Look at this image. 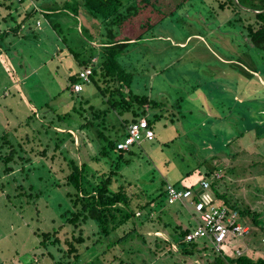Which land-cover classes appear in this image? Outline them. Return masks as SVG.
<instances>
[{
  "label": "rangeland",
  "instance_id": "1",
  "mask_svg": "<svg viewBox=\"0 0 264 264\" xmlns=\"http://www.w3.org/2000/svg\"><path fill=\"white\" fill-rule=\"evenodd\" d=\"M221 1L224 0L187 1L172 15L152 24L139 42H131L117 55L123 69L133 75L131 89L134 93L149 94L151 100L169 105L165 110L161 108L164 114L159 117L147 115L153 118L151 129L155 136L131 146L135 155L129 165L122 164L121 170L126 178L136 179L145 193L152 194L164 180L179 182L181 186L198 184L201 180L210 183V177L204 178V168L218 165L217 191L229 195L233 203L248 205L261 213L264 220V134L260 136L257 130H246L242 137H236L247 129L248 109L250 115H256L255 121L264 123V60L252 49L247 50L237 32L241 27L240 20L231 8L220 9ZM0 2L3 3L0 6V32L20 24L17 36L10 34L0 43L4 46L0 47V136L7 132L17 143L20 137L23 139L27 135L28 143L20 139L23 148L29 151L34 148L29 154L21 152V155L34 157L26 163L30 169L28 175L16 167L12 173L2 174L0 178V264H50L51 259L52 262L60 259L62 252L57 246H39L38 233L53 231L61 225L59 214L71 209L66 197L69 188L54 186L58 178V182H64L62 173L58 172L67 162L63 157L68 153L78 160L88 159L91 153L97 152L100 142L104 143L99 131L107 136L117 125L112 116L102 120L95 115L94 111L104 108L105 104L93 84L84 83L76 92L79 99L72 98L64 90L68 73L78 69L77 62L81 68L89 67L80 61L98 53L90 40L85 39L86 29H95L92 33L97 36L106 29L98 19L88 18L84 8L79 10V18L83 20L80 22L71 11L52 14L54 22L59 24L57 31L44 18L45 12L28 15L32 8L53 6L56 9L55 2L61 0H15L11 7H6L10 0ZM229 21H233L235 28ZM98 40L101 41L100 37ZM6 41L12 42L16 49L7 50V55L2 52L8 48L4 45ZM168 43H176V46H163ZM73 52H80L79 59ZM153 68L159 70L147 81ZM81 97L88 98L89 103L81 104ZM53 108L60 114H72L56 121V133L45 132L41 123L48 125L49 119L54 117ZM74 108L81 113L75 112ZM24 122L28 124L18 127ZM79 127H83L81 133L87 136L84 138L88 140L86 144L81 140ZM67 132L72 134L74 142ZM54 141H60L61 148L65 149H56ZM45 149L49 157L55 155L54 164L43 158L41 151ZM111 162L106 156L100 164L108 167ZM2 169L0 162V173ZM85 172L91 182L96 181L97 173L91 166ZM7 177L15 178L16 183L6 184ZM17 183H22L25 191L33 185V195L27 193L26 199L15 197L12 186ZM205 191L210 199L215 198L210 186ZM188 222L194 225L184 208L180 210L173 206L169 213L160 215L150 224L136 225L146 235L145 240L140 235H133L108 249L105 243L84 249L99 237L95 234V222L89 221L82 226L88 240L81 245L83 253L79 263L202 264L201 258L176 252L173 245L174 254L153 250L156 235L168 238L167 232L171 231L172 225L184 227ZM166 223L169 226L162 227ZM154 227L165 229L154 232ZM71 231L77 235L78 229L64 225L59 232L60 239L70 238ZM124 231L119 232L123 234ZM239 243L245 241L233 240L232 247L223 246L224 252L232 254V249ZM158 244L163 245L162 242ZM60 247L67 248L66 245ZM244 249L253 258L264 257V249ZM48 252L55 257L51 258Z\"/></svg>",
  "mask_w": 264,
  "mask_h": 264
},
{
  "label": "trees",
  "instance_id": "2",
  "mask_svg": "<svg viewBox=\"0 0 264 264\" xmlns=\"http://www.w3.org/2000/svg\"><path fill=\"white\" fill-rule=\"evenodd\" d=\"M10 1L11 2H9L6 7H11L10 4L15 0ZM187 1L189 0H61L60 3L55 2V4L58 5L56 9L53 6H47V8L44 7L43 9L40 7L38 10L32 8L28 13V15L32 16L39 11L41 13L45 12L44 18H49L47 22L57 31L59 24L54 22L52 14L59 15L62 11H71L72 15L80 22V20H83L79 18V10L84 8L87 10L88 18L98 19L100 23L105 26L106 32L98 35L101 40L99 42H102L101 49L103 55L101 60L97 63H91V59L88 58L80 62L92 69L91 83L95 86L101 98V102L105 104L104 108L94 111V113H96L95 115L102 120H106L111 116L116 119L120 118L114 130L107 136L103 131H99L104 143L101 144L100 142L101 146L98 150H95L97 152L91 153L88 159L78 160L69 156L68 153L63 157V160L67 162L62 168L60 167L61 170L59 169L58 172L62 173V180L64 182H58V178L54 186L60 187L66 185L69 188L66 191V197L69 199L71 209L59 214V217L62 219V221H60L61 225L53 229V231L38 233L40 237L39 246L41 245L44 248H47L49 245L57 246L58 251L62 252L61 258L54 259L55 261L53 262L51 259L50 264H80L79 259L83 253L81 245L88 240L87 237H84V229L82 226L89 221L95 222L94 224L97 228L95 234L99 237L93 240L92 244L84 249H90L95 247L96 244L102 245L104 243L106 244V249H108L115 245L114 243L128 239L133 235H140L145 240L146 235L142 231H139L136 225L138 224L141 227L145 223L150 224L154 219L159 218L160 215L169 213L170 209H173V206H176V208L180 210L184 208L194 221V225L188 222L183 227L175 223L172 225L171 231L167 232V239L156 235L154 237L156 248L153 249L155 253L161 250L169 254H174L173 245L177 250L176 252H180L186 256L201 258L202 264H264V257L253 258V256L244 249V247H251V249L256 248L255 250L258 251L264 249V220L260 217L261 213L250 209L248 205L240 206L238 203H233L229 195H226V193L220 194L217 191L215 184L219 180L216 176V170L220 169L218 165L205 166L204 168L206 169L204 178H211L210 189L215 195V198H211L209 203L220 207L225 206L228 210H236L238 213L237 220L243 225L248 226V231L243 234V238L231 237L225 244L223 243L222 248L219 250L215 249L211 242L204 237L186 241L185 236L196 227L195 220L192 217L194 214L193 207L183 205L181 201L170 203L168 200L166 185L172 184L179 189H190L194 202L200 201L205 197L206 191L204 194L200 191L201 189L196 188L197 185L199 186V183L190 186H181L179 182L171 183L162 180L163 182L156 193L147 194L142 190V187L138 185L139 183L136 179L126 178L121 170L123 167L122 164L129 165L131 163L132 156L135 155V152L130 148L127 150H120L117 148V143L119 141L117 133L124 132L123 136H125L129 124L138 121L140 118H146L149 127L153 128L152 119L160 115L157 114L153 116V118L148 117L145 106L147 105L148 108H153L154 106L161 105V103L151 100L147 95L136 94L132 91L131 81L133 75L123 69L117 60V55L121 53L129 43L141 40L144 32L149 29L152 24L157 23L167 15H172ZM2 4L3 3L0 2V6ZM226 7L231 8L237 15V20L241 22V27L237 29V32L240 34L247 50L252 49L256 56H260L261 59L264 60V0L221 1L219 8L225 9ZM229 23L235 28L233 21H229ZM19 28L20 24L15 28H11L9 31L0 32V43L4 42L7 39L6 37L10 34L17 36ZM86 32V40L89 41L94 35L88 29H86ZM105 37L106 40H104ZM4 45L8 46L7 49L2 51L6 53V55L7 50H16L13 49L12 42H7V44ZM0 47L4 46L0 44ZM72 54L79 59L80 52H73ZM90 57H92V55ZM77 65L78 69L76 71L68 73L67 85L64 89L68 91L70 96L74 99L79 97V93L73 90L74 85L80 82L79 71L81 66L78 62ZM80 101V103L84 105L89 103L87 99L81 100L80 98ZM91 105L89 108H92ZM173 107L175 106L172 105V108ZM52 110L54 112V117L49 119L47 126L43 123H41V125L46 128L45 132L52 130L53 133H56L54 129V124H58L56 121L58 119L64 120L70 117L72 112L60 114L57 113L54 108L51 109V111ZM73 110L77 113H81L78 108H74ZM248 110L246 116L247 129H243L236 137H242L246 130H257V134L260 136L264 134V123L255 121L256 115H250ZM257 116L260 117L259 115ZM28 120H31V118H28ZM24 124L28 123L24 122L22 125L20 123L18 127H22ZM106 125H104V127H107ZM82 129L83 127L77 128L79 134L82 135L81 140H84L83 144H86L88 140L84 138L87 136L81 133ZM66 134L71 138V142H74L72 134L70 132ZM28 138L27 135L23 139L20 137L18 142L14 143L12 140L16 138H10L7 132H4L0 136V162L3 165L0 178L3 177L2 174L12 173L16 167H19L21 171H26L28 175L30 169L26 166V163L29 164L34 157L21 155V152H27L26 154H29L32 150L34 151V148L30 151L29 149L26 150L23 148L20 141V139H22L25 143H28L30 141ZM91 140L94 139L91 138ZM211 141L212 140H209L211 144L218 145ZM54 142L56 149H62L60 141ZM227 144L228 142L226 145ZM17 147H19L20 152ZM46 150L47 149L41 151V154L44 156L43 158L50 159L51 164H54L53 159L55 155L49 157ZM106 156L110 157L112 162L108 167H103L101 161ZM88 166H91L97 173L95 182H91L87 177L88 174L85 171ZM51 169L50 167L49 170L51 171ZM16 181L15 178H12V180L8 178L6 184L10 183L12 185V183H16ZM13 188L16 191L14 192L15 197L26 199L27 193L28 195H33L32 191L35 187L29 185L28 191H25V186L22 183H17V185L12 186V189ZM41 194L42 193L39 195ZM8 197H10V195H8ZM182 214L184 213L182 212ZM64 225L72 226L73 230L78 229L77 235L71 231V237L68 238L65 236L62 241L59 237V232ZM167 226H169V223H166L162 227ZM163 229L165 228H152L154 232L162 231ZM120 230L125 231L121 234V232H119ZM238 239H240L241 242L245 241V245L239 243L232 249V254L225 253L223 246H231V242ZM160 242L163 243L162 246L158 244ZM60 245L63 247L66 245L67 248L62 249ZM239 249L241 252H239ZM47 254H49L51 258L55 257L52 253L50 254L48 252Z\"/></svg>",
  "mask_w": 264,
  "mask_h": 264
},
{
  "label": "built area",
  "instance_id": "3",
  "mask_svg": "<svg viewBox=\"0 0 264 264\" xmlns=\"http://www.w3.org/2000/svg\"><path fill=\"white\" fill-rule=\"evenodd\" d=\"M92 69L90 67L81 68L79 71L80 82L74 85L75 92L80 91L84 83H89ZM153 130L149 127L146 118H140L136 122L129 124L126 135L117 143V148L127 150L133 145H140L143 140H152ZM210 186L207 180H201L199 187L205 194V190ZM168 200L170 203L181 201L183 205L193 207V218L196 227L185 236L186 241L204 237L208 239L215 249L222 248L223 243L231 237H243L248 231V226L243 225L237 220L236 210H228L225 206L220 207L210 204V197L205 195L200 201L194 202L190 189H179L172 184L166 185Z\"/></svg>",
  "mask_w": 264,
  "mask_h": 264
},
{
  "label": "crops",
  "instance_id": "4",
  "mask_svg": "<svg viewBox=\"0 0 264 264\" xmlns=\"http://www.w3.org/2000/svg\"><path fill=\"white\" fill-rule=\"evenodd\" d=\"M53 18H54V16H53ZM46 19H49V18H46ZM91 33L95 30V29H90V28H87ZM93 34V33H92ZM98 38H99V36H97V35H94V37L93 38H91V40H90V42H91V46L93 47V48H95L96 50H97V54H91L92 55V58L91 57H88V58H90V59H92L91 61H94V63H97V62H99L100 60H101V58H102V47H101V45H102V43L101 42H99V40H98ZM85 39H87V38H85ZM97 40V42L95 43V42H93V41H96ZM137 42H139V41H137ZM137 42H135V43H137ZM130 44V43H129ZM181 46L182 45H184V43H182V42H180L179 43ZM176 46V43L175 44H173V43H168V44H164L163 46H165V47H167V46ZM159 69H155V68H153L152 70H151V72L148 74V79H147V81L150 79V77L152 76V75H154V73H156L157 71H158ZM89 83H91V80H90V82ZM92 84V83H91ZM95 87V86H94ZM147 96L151 99V95L149 96V94H147ZM82 99H87V100H89L88 98H86V97H81V100ZM158 103V102H157ZM167 106H169V105H167ZM167 106H165L164 105V102H162V104H161V107H160V109L158 108L159 106H154L153 108H151V107H149L148 108V106L146 105L145 107V109L147 110V113L148 114H152V115H157V114H159L160 116L162 115V114H164V113H162L163 111V109L165 110V109H167L168 107ZM161 108H162V110H161ZM157 109H159L160 111H161V113L160 112H158V110ZM152 110V111H151ZM120 120V118L119 119H116L115 118V124H117L118 123V121ZM153 130V129H152ZM116 131V130H115ZM117 135H118V137L119 138H121L123 135H124V132H118L117 133ZM154 136H155V134H154ZM169 182V181H168ZM191 185H193V184H191ZM190 186V185H189ZM165 239H167V238H165Z\"/></svg>",
  "mask_w": 264,
  "mask_h": 264
},
{
  "label": "water",
  "instance_id": "5",
  "mask_svg": "<svg viewBox=\"0 0 264 264\" xmlns=\"http://www.w3.org/2000/svg\"><path fill=\"white\" fill-rule=\"evenodd\" d=\"M196 188L200 189V187L197 185ZM201 191V190H200Z\"/></svg>",
  "mask_w": 264,
  "mask_h": 264
}]
</instances>
